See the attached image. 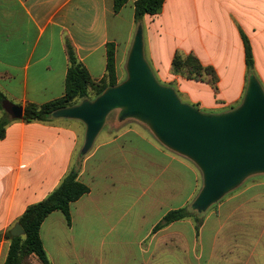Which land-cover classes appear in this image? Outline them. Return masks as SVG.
<instances>
[{"label":"crops","instance_id":"1","mask_svg":"<svg viewBox=\"0 0 264 264\" xmlns=\"http://www.w3.org/2000/svg\"><path fill=\"white\" fill-rule=\"evenodd\" d=\"M134 2L114 13L113 0H0V90L23 113L28 103L62 97L67 40L96 80L106 73L107 45L113 42L121 80V63L138 27ZM127 6L136 29L122 47L111 33L110 16L121 19ZM142 26L145 55L156 77L187 103L221 113L242 101L249 78L242 33L264 85V0H165L162 12L146 15ZM177 51L212 65L218 89L173 73ZM8 114L0 139V264L10 245L5 233L73 168L89 192L71 204L70 223L62 211L44 220L40 235L52 264H110V247L117 254L111 264H125L131 256L133 264H163L164 255L178 264H264V190L241 200L226 195L209 217H201L199 230L190 217L155 232L168 211L189 208L200 191L194 162L150 136L137 120L110 123L111 135L82 157V121L26 122ZM30 264L42 262L31 254Z\"/></svg>","mask_w":264,"mask_h":264},{"label":"water","instance_id":"2","mask_svg":"<svg viewBox=\"0 0 264 264\" xmlns=\"http://www.w3.org/2000/svg\"><path fill=\"white\" fill-rule=\"evenodd\" d=\"M126 77L95 98L58 108L53 118L84 123L81 156L89 153L109 114L118 110L120 122L135 119L148 127L168 149L194 162L202 173V187L191 204L198 213L208 211L248 178L264 174V88L254 74L241 104L226 112L205 113L183 102L176 89L161 83L145 55L144 30L138 25L126 61ZM14 118L23 108L10 105ZM12 235L24 234L17 223Z\"/></svg>","mask_w":264,"mask_h":264},{"label":"trees","instance_id":"3","mask_svg":"<svg viewBox=\"0 0 264 264\" xmlns=\"http://www.w3.org/2000/svg\"><path fill=\"white\" fill-rule=\"evenodd\" d=\"M129 0H113V11L118 13ZM165 0H135L134 19L137 25L143 23L146 15H156L162 12ZM245 46V61L249 76L255 72V60L248 37L242 33ZM68 54V71L66 77L65 94L57 99L43 104L28 103L24 108L23 119L26 122L48 121L52 119V112L58 108L68 107L79 103L85 98H95L108 86L121 82L116 68V45L113 42L107 45L106 73L101 79H93L83 63L78 59L74 46L70 40L66 41ZM172 71L186 79H193L210 84L214 90L218 89L219 76L212 65H204L193 53L177 51L172 60ZM0 90V139L6 135V126L10 122L8 107L13 105ZM198 107L197 105H194ZM78 168L71 169L46 198L27 207L18 219L24 229L20 236L12 235L11 231L5 233L10 242L9 250L4 264H30L31 254H36L42 264H52L44 248L40 235L44 220L55 211H62L70 223L71 204L89 192V187L79 180ZM215 206V205H213ZM212 206V207H213ZM194 218L196 229L202 224L200 213L191 207L168 211L162 220L155 226L158 231L166 225L185 218Z\"/></svg>","mask_w":264,"mask_h":264},{"label":"rangeland","instance_id":"4","mask_svg":"<svg viewBox=\"0 0 264 264\" xmlns=\"http://www.w3.org/2000/svg\"><path fill=\"white\" fill-rule=\"evenodd\" d=\"M134 29H136V28H133V31H134ZM110 30H111L112 34H117L118 35V37H119V39H120V41L122 43L121 46L124 47L125 46L124 44H126L127 39L130 37V32L132 31V10L130 9L129 6H127V8H125L122 11L121 19H119L117 17H114L113 15L110 16ZM121 50H122V48H121ZM129 51H130V49L128 50L127 54H125V56L123 58V62L121 63V69H122V71H121V80L125 79V77H126V68L125 67H126V61H127V57H128ZM256 76L258 77L257 73H256ZM258 79H259V77H258ZM260 82H261V84H262V86L264 88V85H263L261 80H260ZM247 84H248V78H247V81H246V87H247ZM202 94H204V91H202ZM180 99L183 102L187 103V101H186V99H184V97L180 96ZM241 102L242 101H240L237 104H234L233 108L238 107L241 104ZM199 109L202 112H205V113H212L210 111H206L204 108H199ZM115 120H119L118 110H115V111H113V112H111L109 114L104 128L102 129V131L100 132V134L98 135V137H97V139L95 141V145H97V143H99L100 141L104 140L105 138H107V137H109L111 135L110 130H109L110 123H113ZM134 120L135 119H128L126 121H128V123H131V121H134ZM141 126H142V124H141ZM149 132H150V136H154L150 130H149ZM127 139L131 140L132 138H127ZM132 142L136 143L137 142L136 138H133ZM141 145L144 146V144H141ZM101 154H102V152L99 153V158H101ZM86 155H84L82 157H85ZM75 161H79V153L76 154ZM199 173H200V176H201V179H202L201 171H199ZM263 190H264V174L263 175H256V176H252V177L248 178L240 187H238L237 189L232 191L224 199H226L229 195H232V194L234 195L235 194V195H238L237 198L241 200V199H244V198H248L252 194H257L258 192H262ZM244 191H246V193H244ZM216 205H218V204H215V206L211 207L208 211H206L204 213H200V217H206V216L209 217V214L213 211V209H214V207H216ZM209 227H211V225H209ZM125 257H127V256L125 255ZM167 258L168 257L164 255L163 264H178V263L171 262V261L167 262L166 261ZM174 258L175 257L171 256L170 260H174ZM109 260H110V264L112 262H116V260H117L116 251L111 249V247L109 249ZM125 264H133V257L131 256L129 258V261L128 262L126 261ZM212 264H214V263H212Z\"/></svg>","mask_w":264,"mask_h":264}]
</instances>
